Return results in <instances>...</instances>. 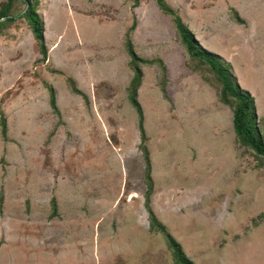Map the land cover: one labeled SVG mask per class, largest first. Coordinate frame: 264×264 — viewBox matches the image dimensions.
<instances>
[{
	"label": "rangeland",
	"instance_id": "rangeland-1",
	"mask_svg": "<svg viewBox=\"0 0 264 264\" xmlns=\"http://www.w3.org/2000/svg\"><path fill=\"white\" fill-rule=\"evenodd\" d=\"M14 3L0 36V264H175L150 229L128 42L144 60L138 102L158 221L195 264H264L263 159L237 142L233 110L174 17L155 0H39L52 36L42 62ZM165 3L231 66L264 131V0Z\"/></svg>",
	"mask_w": 264,
	"mask_h": 264
},
{
	"label": "trees",
	"instance_id": "trees-1",
	"mask_svg": "<svg viewBox=\"0 0 264 264\" xmlns=\"http://www.w3.org/2000/svg\"><path fill=\"white\" fill-rule=\"evenodd\" d=\"M16 0H8L7 3L1 5L0 8V36L3 35L4 29L10 27L14 22H16V17L12 16V10L15 5ZM23 4L26 6L25 12L22 16L28 25H30L31 31L34 38L39 46V50L42 54L41 61H46L48 57V50L45 43V28L44 21L38 13L39 0H22ZM159 9L166 15L174 17V23L176 25L177 32L181 38L182 44L185 46L187 54L191 61L200 63L203 67H207L211 73L214 74L216 83L219 85V99L224 105L229 106L233 110V129L237 138V142L240 146L250 149L254 155L258 158L263 159L264 164V131L261 128L258 115L255 98L252 94L241 88L238 80L231 71V66L226 63L220 56L213 54L204 48H202L199 42L196 40L194 34L185 25L182 19L169 8L165 0H155ZM240 22V21H239ZM135 26H133L134 29ZM128 52L131 57L130 67L134 71L133 82L128 86V99L130 104L136 110L139 117V129L141 132V139L143 144L141 148L143 149L146 161H147V184L148 193L146 206L149 211L150 217V229L152 231L160 232L172 251L173 260L175 264H195L187 256L182 246L172 237V235L167 232L163 224L158 221L153 210L150 206V195L152 191V180L150 176V166H149V154L147 147L144 142H146V134L143 127V111L140 103L138 102V90L142 81V72L139 68V64L144 63V60L138 57L134 50L128 42L127 44ZM74 93H80L78 90L74 89ZM51 95V106L56 110V99L53 89H50ZM1 125L3 128L4 135L6 134V123L5 119L2 118ZM52 206L56 211V202H52ZM54 211V213H56Z\"/></svg>",
	"mask_w": 264,
	"mask_h": 264
},
{
	"label": "bare ground",
	"instance_id": "bare-ground-1",
	"mask_svg": "<svg viewBox=\"0 0 264 264\" xmlns=\"http://www.w3.org/2000/svg\"><path fill=\"white\" fill-rule=\"evenodd\" d=\"M69 4V3H68ZM49 20V21H48ZM45 21L47 22H49V23H47V25H46V33H45V37L48 39V38H50V37H52L51 36V31H50V18L48 17V16H46V18H45ZM49 40V39H48Z\"/></svg>",
	"mask_w": 264,
	"mask_h": 264
}]
</instances>
